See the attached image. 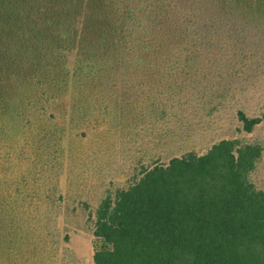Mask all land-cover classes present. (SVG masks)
I'll return each instance as SVG.
<instances>
[{
	"label": "trees",
	"instance_id": "trees-1",
	"mask_svg": "<svg viewBox=\"0 0 264 264\" xmlns=\"http://www.w3.org/2000/svg\"><path fill=\"white\" fill-rule=\"evenodd\" d=\"M261 54L264 0H0V264L43 248L56 172L86 153L73 145L164 122L199 67ZM235 116L246 134L263 122ZM262 158L225 139L142 166L98 202L93 264H264V191L249 181Z\"/></svg>",
	"mask_w": 264,
	"mask_h": 264
},
{
	"label": "rangeland",
	"instance_id": "rangeland-1",
	"mask_svg": "<svg viewBox=\"0 0 264 264\" xmlns=\"http://www.w3.org/2000/svg\"><path fill=\"white\" fill-rule=\"evenodd\" d=\"M241 64L222 58L212 64V71L205 68L209 66L199 67L198 72L205 74L198 75L195 84H190L195 89L187 90V109L168 116L164 122L146 125L147 130H142L141 125L123 138L118 134L113 146H108L106 140L73 145L86 153L73 155L72 162L65 157L63 168L56 172L54 197L62 195L63 201L55 215L49 211L52 220L45 227L48 238L45 243H36L43 248L37 247L33 258L28 261L25 255L16 263L93 264L94 210L104 195L113 196L115 191L126 188L142 166L166 163L188 152L203 154L225 139L260 145L264 150V55ZM240 67L242 71L237 75L225 78L231 69ZM223 85L229 88L227 93L221 92ZM209 92L219 95L211 100L212 107L204 102ZM238 109L249 117H262L263 122L252 133H243L235 116ZM249 181L255 189L264 191V158L256 164Z\"/></svg>",
	"mask_w": 264,
	"mask_h": 264
}]
</instances>
